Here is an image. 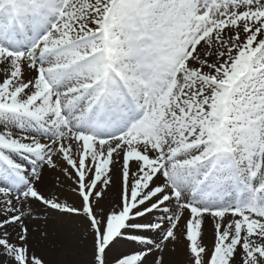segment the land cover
I'll use <instances>...</instances> for the list:
<instances>
[{"label": "snow or ice", "instance_id": "1", "mask_svg": "<svg viewBox=\"0 0 264 264\" xmlns=\"http://www.w3.org/2000/svg\"><path fill=\"white\" fill-rule=\"evenodd\" d=\"M0 72L12 264H48L33 202L83 218L88 264H165L185 212L190 264H264V0H0ZM45 168L78 206L44 194ZM120 241L131 250L110 260Z\"/></svg>", "mask_w": 264, "mask_h": 264}, {"label": "rangeland", "instance_id": "2", "mask_svg": "<svg viewBox=\"0 0 264 264\" xmlns=\"http://www.w3.org/2000/svg\"><path fill=\"white\" fill-rule=\"evenodd\" d=\"M25 80L28 75H25ZM122 164V159H121ZM49 184L48 191L44 192L47 196L49 193L59 197L61 202L79 205L81 203L78 194L72 191V182L64 176L63 172L57 169L45 168ZM112 183L118 184V173L113 169ZM110 186L106 189V194L99 204L108 211L112 205H109L107 193ZM99 212V209H97ZM190 214L185 212L179 223L177 231L178 239L169 245L164 253L165 264H190V253L188 251V242L182 232H186V220ZM25 224L29 228V242L37 250V254L42 255L48 264H88L92 251L91 236L86 235L83 230L84 220L80 216L60 213L48 209L46 206L40 205L38 202L31 204V215L26 218ZM155 219V217H151ZM46 233V235H44ZM131 243L128 241H120L116 243L113 250L109 253V259L114 260L125 251L131 250ZM208 246V249L213 247ZM0 251H4L0 248ZM3 255L7 259L2 264L9 262L12 264L11 257L4 251ZM155 254L149 259H154Z\"/></svg>", "mask_w": 264, "mask_h": 264}, {"label": "bare ground", "instance_id": "3", "mask_svg": "<svg viewBox=\"0 0 264 264\" xmlns=\"http://www.w3.org/2000/svg\"><path fill=\"white\" fill-rule=\"evenodd\" d=\"M5 78V74L3 72H0V82H2V80ZM121 166L120 164L117 165H113L111 166L113 169L118 170ZM45 172V170H44ZM50 177V174L47 175V172L45 173V183L44 186L42 188L43 192H47L48 191V186L47 184H49V180L48 178ZM117 193H118V184L116 182H114L111 186H110V190L107 193V197H108V201H109V205L113 206V202L117 199ZM228 219H231L230 216H228ZM28 219H25V221H27ZM29 222V221H27ZM203 243L204 245H208L211 246L214 243V224L212 221V218L210 216H206L205 217V221L203 224ZM4 251H0V264L4 263L5 261H7V259L5 258V256L3 255ZM111 254V253H110ZM7 264H10L9 262H6Z\"/></svg>", "mask_w": 264, "mask_h": 264}]
</instances>
